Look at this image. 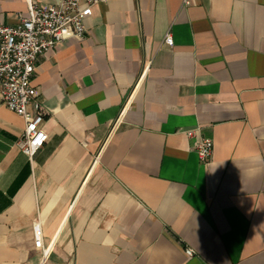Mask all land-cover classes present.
Masks as SVG:
<instances>
[{
	"label": "crops",
	"instance_id": "1",
	"mask_svg": "<svg viewBox=\"0 0 264 264\" xmlns=\"http://www.w3.org/2000/svg\"><path fill=\"white\" fill-rule=\"evenodd\" d=\"M87 25L40 60L32 158L0 96V264H264V0H100Z\"/></svg>",
	"mask_w": 264,
	"mask_h": 264
},
{
	"label": "built area",
	"instance_id": "2",
	"mask_svg": "<svg viewBox=\"0 0 264 264\" xmlns=\"http://www.w3.org/2000/svg\"><path fill=\"white\" fill-rule=\"evenodd\" d=\"M100 0H60L54 5H43L38 0H26L28 11L20 15L15 25L0 22V96L8 109L24 117L25 127L18 142L20 149L30 158L41 149L48 135L42 122L48 114L39 99L33 78L44 53L59 42L83 39L88 32L87 19L93 6ZM194 0H182V6ZM163 42L172 46L170 32ZM194 148L200 161L207 164L213 156L214 142L199 138ZM188 255L193 249L187 248Z\"/></svg>",
	"mask_w": 264,
	"mask_h": 264
}]
</instances>
